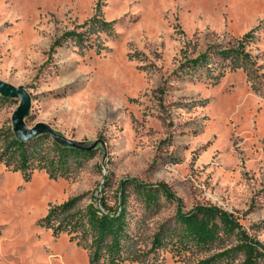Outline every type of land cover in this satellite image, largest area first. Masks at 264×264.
<instances>
[{"label":"rangeland","instance_id":"1","mask_svg":"<svg viewBox=\"0 0 264 264\" xmlns=\"http://www.w3.org/2000/svg\"><path fill=\"white\" fill-rule=\"evenodd\" d=\"M240 43L252 62L222 54ZM202 53L210 66L187 68ZM0 78L30 91L29 127L95 143L57 178L40 169L26 179L0 161V264H91L42 218L74 196L75 208L100 205L106 177L111 203L123 178L164 181L184 210L221 206L264 243V0H0ZM18 104L0 101V131ZM129 191L142 252L120 264L203 257L176 238L152 251L177 203L147 207Z\"/></svg>","mask_w":264,"mask_h":264},{"label":"trees","instance_id":"2","mask_svg":"<svg viewBox=\"0 0 264 264\" xmlns=\"http://www.w3.org/2000/svg\"><path fill=\"white\" fill-rule=\"evenodd\" d=\"M252 32H247L244 37ZM77 36L82 40V33ZM240 45L231 51L221 52L225 57L242 60L243 64L252 62L242 47L243 43ZM210 60L208 53H202L187 68L209 67ZM4 100L7 98L0 95V101ZM0 136V161L10 169L19 170L26 179L40 169H45L51 178H57L65 174L71 160L79 161L81 156L94 153L92 149L60 142L48 133L30 141H20L11 126L1 130ZM110 182L111 179L106 177L99 197L100 205L92 201L85 207L75 208L80 197L74 196L51 207L42 218V222L52 227L55 233L66 231L71 239H76L87 250L91 264H120L141 255L142 251L135 250L137 230L128 217L131 185L147 207L158 204L162 196L177 203L176 225L162 226L155 231L152 251L159 250L167 240L176 238V243L185 249L195 247L205 251L194 264H264V243L248 231L234 212L209 203H198L190 210H184L182 198L166 182L146 183L134 177L120 180L115 192L119 202L111 203L105 191Z\"/></svg>","mask_w":264,"mask_h":264},{"label":"water","instance_id":"3","mask_svg":"<svg viewBox=\"0 0 264 264\" xmlns=\"http://www.w3.org/2000/svg\"><path fill=\"white\" fill-rule=\"evenodd\" d=\"M0 95L6 98L19 99V104L12 115V129L17 139L20 141H30L42 133L50 134L54 139L77 146L83 149H92L95 145L86 146L81 141H76L59 133L46 122H38L32 127L26 123V117L30 113L32 105V95L22 84L15 85L7 80L0 78Z\"/></svg>","mask_w":264,"mask_h":264}]
</instances>
